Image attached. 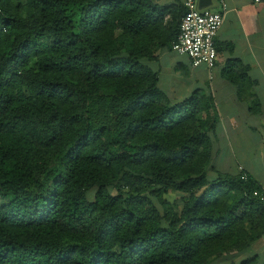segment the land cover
<instances>
[{
  "label": "trees",
  "instance_id": "obj_1",
  "mask_svg": "<svg viewBox=\"0 0 264 264\" xmlns=\"http://www.w3.org/2000/svg\"><path fill=\"white\" fill-rule=\"evenodd\" d=\"M185 13L0 0V264H211L264 236L263 187L209 175L212 95L173 100L149 65Z\"/></svg>",
  "mask_w": 264,
  "mask_h": 264
},
{
  "label": "crops",
  "instance_id": "obj_2",
  "mask_svg": "<svg viewBox=\"0 0 264 264\" xmlns=\"http://www.w3.org/2000/svg\"><path fill=\"white\" fill-rule=\"evenodd\" d=\"M178 1L154 0L163 5ZM207 8L224 14L215 36L217 61L211 72L204 64L192 66L187 56L173 51L160 52L149 65L159 72V85L173 100L196 89L212 95L219 120L211 136L209 175L242 171L264 187V0H210ZM229 63L238 77L236 83L225 76ZM244 67L250 83L244 84L240 78ZM240 81L246 90L239 88ZM251 97L257 101L256 112L250 109ZM252 255L258 256V264H264V236L253 245ZM241 256L225 255L211 264H235Z\"/></svg>",
  "mask_w": 264,
  "mask_h": 264
},
{
  "label": "built area",
  "instance_id": "obj_3",
  "mask_svg": "<svg viewBox=\"0 0 264 264\" xmlns=\"http://www.w3.org/2000/svg\"><path fill=\"white\" fill-rule=\"evenodd\" d=\"M181 1L186 13L181 19L180 34L172 44V51L187 56L192 66L206 65L211 72L217 61L215 36L224 21V14L221 11L199 8L198 0ZM222 7L225 9V4ZM242 178H246L245 174ZM253 194L264 204V187Z\"/></svg>",
  "mask_w": 264,
  "mask_h": 264
},
{
  "label": "rangeland",
  "instance_id": "obj_4",
  "mask_svg": "<svg viewBox=\"0 0 264 264\" xmlns=\"http://www.w3.org/2000/svg\"><path fill=\"white\" fill-rule=\"evenodd\" d=\"M167 79H168V77H167ZM162 80H163V78H162ZM163 88H164V85H161ZM210 169V168H209ZM209 173H210V170H209ZM177 198L179 197V195H177L176 196ZM253 254V246L250 248V250H248L247 252H246V254L244 253V254H242V256H241V259L243 258V259H245L246 257H248V256H250V255H252ZM241 259H239V260H237L236 262H235V264H239V262H240V260ZM214 260H212V262H213Z\"/></svg>",
  "mask_w": 264,
  "mask_h": 264
},
{
  "label": "water",
  "instance_id": "obj_5",
  "mask_svg": "<svg viewBox=\"0 0 264 264\" xmlns=\"http://www.w3.org/2000/svg\"><path fill=\"white\" fill-rule=\"evenodd\" d=\"M210 5V0H198L199 8H207Z\"/></svg>",
  "mask_w": 264,
  "mask_h": 264
}]
</instances>
